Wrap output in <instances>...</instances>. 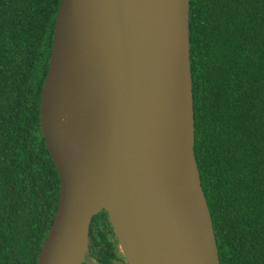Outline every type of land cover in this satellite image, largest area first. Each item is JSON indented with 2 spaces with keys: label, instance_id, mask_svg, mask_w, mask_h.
<instances>
[{
  "label": "trees",
  "instance_id": "obj_1",
  "mask_svg": "<svg viewBox=\"0 0 264 264\" xmlns=\"http://www.w3.org/2000/svg\"><path fill=\"white\" fill-rule=\"evenodd\" d=\"M61 2L0 0V264H38L58 210L41 108ZM190 34L194 154L221 263L264 264V0H191ZM126 260L103 209L81 264Z\"/></svg>",
  "mask_w": 264,
  "mask_h": 264
},
{
  "label": "water",
  "instance_id": "obj_2",
  "mask_svg": "<svg viewBox=\"0 0 264 264\" xmlns=\"http://www.w3.org/2000/svg\"><path fill=\"white\" fill-rule=\"evenodd\" d=\"M190 5L191 0H161L144 18L138 0H62L44 93L61 10L67 6L87 31L106 73L97 83L99 177L95 189L82 195L70 162L73 143L55 141L42 103L43 134L61 191L38 264H75L77 244L85 237L87 251L92 220L103 209L126 255L123 264H222L199 171L197 179L179 177L151 147L169 88L189 79L194 154Z\"/></svg>",
  "mask_w": 264,
  "mask_h": 264
},
{
  "label": "bare ground",
  "instance_id": "obj_3",
  "mask_svg": "<svg viewBox=\"0 0 264 264\" xmlns=\"http://www.w3.org/2000/svg\"><path fill=\"white\" fill-rule=\"evenodd\" d=\"M144 18L161 0H138ZM87 31L67 6L61 10L56 34L52 70L46 85L43 113L55 141L73 143L70 162L81 181L82 195H89L99 177L97 83L106 78ZM62 126L60 127V124ZM194 125L189 79L172 85L166 98V111L153 134L151 147L175 175L197 179L193 154ZM82 202L77 195V205ZM87 248L82 238L74 250V263L84 260Z\"/></svg>",
  "mask_w": 264,
  "mask_h": 264
},
{
  "label": "rangeland",
  "instance_id": "obj_4",
  "mask_svg": "<svg viewBox=\"0 0 264 264\" xmlns=\"http://www.w3.org/2000/svg\"><path fill=\"white\" fill-rule=\"evenodd\" d=\"M62 126V123L60 124V127ZM84 259H85V257H84Z\"/></svg>",
  "mask_w": 264,
  "mask_h": 264
},
{
  "label": "flooded vegetation",
  "instance_id": "obj_5",
  "mask_svg": "<svg viewBox=\"0 0 264 264\" xmlns=\"http://www.w3.org/2000/svg\"><path fill=\"white\" fill-rule=\"evenodd\" d=\"M125 261V260H124ZM126 262H127V260H126Z\"/></svg>",
  "mask_w": 264,
  "mask_h": 264
}]
</instances>
